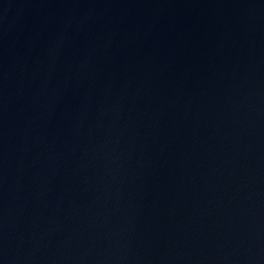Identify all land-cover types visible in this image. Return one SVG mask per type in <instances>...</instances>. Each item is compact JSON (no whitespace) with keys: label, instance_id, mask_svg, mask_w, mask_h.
<instances>
[{"label":"water","instance_id":"water-1","mask_svg":"<svg viewBox=\"0 0 264 264\" xmlns=\"http://www.w3.org/2000/svg\"><path fill=\"white\" fill-rule=\"evenodd\" d=\"M0 264H264V0H0Z\"/></svg>","mask_w":264,"mask_h":264}]
</instances>
